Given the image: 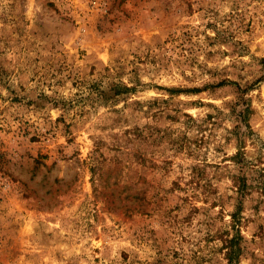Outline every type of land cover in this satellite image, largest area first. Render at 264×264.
<instances>
[{
	"label": "rangeland",
	"instance_id": "1",
	"mask_svg": "<svg viewBox=\"0 0 264 264\" xmlns=\"http://www.w3.org/2000/svg\"><path fill=\"white\" fill-rule=\"evenodd\" d=\"M236 226L264 264V0H0V264H231Z\"/></svg>",
	"mask_w": 264,
	"mask_h": 264
},
{
	"label": "trees",
	"instance_id": "2",
	"mask_svg": "<svg viewBox=\"0 0 264 264\" xmlns=\"http://www.w3.org/2000/svg\"><path fill=\"white\" fill-rule=\"evenodd\" d=\"M243 100L244 97H242ZM250 110L249 106H247L246 108L242 109L240 112H239V117H241L244 121V123H246V126L250 127V123L248 122V111ZM245 133V132H243ZM241 137H239L240 139ZM243 143L244 141L241 139L240 141V147H239V151L237 152V154L234 156L235 160L240 163V162H245V151L243 150ZM241 185L239 186L240 189H241V192L245 190L246 186H247V181H246V178L245 176H243L242 178V182L240 183ZM240 212V208L238 207L236 209V211L233 212V218L235 220V224L236 222H238L240 220V217H239V213ZM244 238L243 234L241 233V230L239 227L236 226V233L235 235L231 236V237H226L224 239L225 241V244H226V248H227V257L229 259V262L231 264H234L236 262H238L239 260V256H240V253H241V250H242V247H241V243H240V240Z\"/></svg>",
	"mask_w": 264,
	"mask_h": 264
}]
</instances>
